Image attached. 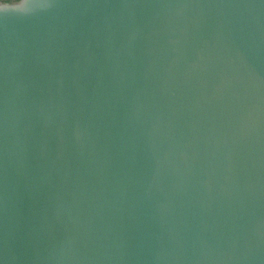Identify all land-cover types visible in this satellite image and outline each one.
<instances>
[{"label":"water","instance_id":"obj_1","mask_svg":"<svg viewBox=\"0 0 264 264\" xmlns=\"http://www.w3.org/2000/svg\"><path fill=\"white\" fill-rule=\"evenodd\" d=\"M0 15V264H264V0H35Z\"/></svg>","mask_w":264,"mask_h":264},{"label":"clouds","instance_id":"obj_2","mask_svg":"<svg viewBox=\"0 0 264 264\" xmlns=\"http://www.w3.org/2000/svg\"><path fill=\"white\" fill-rule=\"evenodd\" d=\"M47 7L49 5L37 4L35 0H0V15L25 17Z\"/></svg>","mask_w":264,"mask_h":264}]
</instances>
